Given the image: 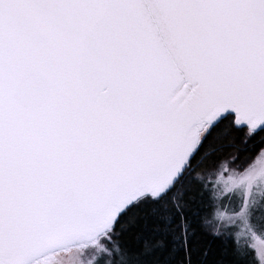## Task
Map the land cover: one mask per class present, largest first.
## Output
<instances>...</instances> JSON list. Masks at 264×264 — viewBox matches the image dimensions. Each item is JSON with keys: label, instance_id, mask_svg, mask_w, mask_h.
Segmentation results:
<instances>
[{"label": "snow or ice", "instance_id": "snow-or-ice-1", "mask_svg": "<svg viewBox=\"0 0 264 264\" xmlns=\"http://www.w3.org/2000/svg\"><path fill=\"white\" fill-rule=\"evenodd\" d=\"M262 187L264 0H0V264H264Z\"/></svg>", "mask_w": 264, "mask_h": 264}, {"label": "rangeland", "instance_id": "rangeland-1", "mask_svg": "<svg viewBox=\"0 0 264 264\" xmlns=\"http://www.w3.org/2000/svg\"><path fill=\"white\" fill-rule=\"evenodd\" d=\"M224 194H221L223 198ZM234 197L237 195H242V192L237 191L232 194ZM264 199V187L258 190L256 193V200L260 201ZM264 238V237H261ZM247 239V237L245 238ZM54 264H95L94 257H89L87 253L82 252L78 249H73L67 253H61L54 257Z\"/></svg>", "mask_w": 264, "mask_h": 264}]
</instances>
